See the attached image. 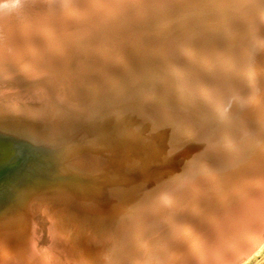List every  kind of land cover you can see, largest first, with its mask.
<instances>
[{"label":"bare ground","instance_id":"6f19581e","mask_svg":"<svg viewBox=\"0 0 264 264\" xmlns=\"http://www.w3.org/2000/svg\"><path fill=\"white\" fill-rule=\"evenodd\" d=\"M39 1L40 4L47 3L48 9H50L49 10L50 15L54 13L53 12L54 8L57 11H60L61 22L59 20L58 22L54 21L55 23L52 22L57 26L54 25L55 27H53V24H45L47 22L45 20L49 17V16L47 17V13L44 12L43 10H40V8L37 7L34 8L28 7L24 5L23 2H22V6L19 9L6 13L5 26H4L6 27V29H3L4 27L0 25V109L6 110V108L7 109L12 108V110L20 111L21 107L19 105L21 106L25 105L26 107L29 108L32 106L33 107L32 109H34L32 111H36L38 113L35 114V117L40 115V117L42 118L44 116L43 113L46 112V111L44 112V110L41 109L43 104L40 103L43 102L40 101V103H36L37 101L33 102L24 99V97H26V93L24 92L25 93L24 95L23 89L24 88L26 89L28 87L32 90L38 91L39 95L42 94L44 97H46L45 103L50 104L48 106L53 107V110L51 111L53 114L56 113V114H60V116L66 115L68 117L69 116L73 117L74 115L72 116L70 112L73 110V108H75L80 110L78 114L84 113L88 116L87 118H89L90 116L88 111L85 112V109H87V107L82 102V99L85 101L83 95L81 94L80 97V93L77 91V89L75 88L73 89L71 86H69L71 84L69 83L70 80H68V78H66V76L63 75L64 72H66V68H68L67 64H68V60H70L69 57H72L69 54V52L71 54H74L76 51H87L94 48L96 50L97 49L100 50L101 52L108 53L116 49L117 50L116 52H118L117 55L111 56L108 60V63L102 67L104 73L109 68V64L112 62L119 61L120 64L117 65L116 68L114 67V69L117 72L124 74V73H130L132 71L133 64L137 62H143V61L146 62L152 60L158 65L161 74L166 75L167 78L165 79V81L174 89L171 91V92L175 91L174 92L175 95L173 94L174 99L177 95H178L177 97L183 98L181 100L173 99V101L175 102V106L178 107L174 109L170 105L173 103V101L170 100L171 99L170 95L161 94V93H160L161 95L160 94L155 95L154 91L156 90L154 91L150 90L147 92L146 91L144 92V90L142 91L143 97L140 100L141 102L145 101V103L139 102L140 114L144 116V119H146L145 121L148 123V126L149 125L153 126V131L154 130L157 131L158 129L160 131V129H164L165 133L163 131L162 133L165 134L164 135L165 139L163 142L164 146L162 145V147H168L167 145L169 144L171 146L173 141L182 142L187 138H191L195 136L196 127L194 125L193 120H194V115L196 114H194V111H191L193 108L192 107L193 105H191V103L193 102V100H197V99L200 101L204 100L208 102L212 107V110L216 112L215 115L221 119L222 123H224V125L221 126L218 132L219 136L217 135V138L220 137V139L218 140H222V142H225L224 143L225 148L229 152L230 151L232 152L230 154H233L234 151H232V149L236 148V146H234V142L231 139L232 130H230L229 127H226L225 122H229V124L230 123L235 124V126L233 127L238 129L240 131V134L242 135H244L248 131L246 126L243 124V122L245 121V119H243L244 116L237 115L238 113L234 111L235 110L234 108L238 105V102L239 103L240 101L248 102L253 105L254 111L258 112V110H260L258 118H256V120L258 119L257 120L258 123L264 125V107H263L264 101L261 100V92L258 89L259 82L264 77V58L259 59L260 55L258 57H253L252 55H248L245 53V50H241V52L245 53L246 55L245 58L239 59L237 57L236 55L237 44L235 39L237 32H236V27H234V24L232 23V17L237 18V16L243 15L247 22V27L250 34L252 33L251 35L253 36L254 30L257 32L259 31L261 33V35H259L260 37L257 42L258 44L260 43L261 45H263L264 41L261 40H264V5H263L264 3L261 4L262 1L261 2L258 0H255V2H252L253 0L250 1L248 0H39ZM36 2L38 3V1ZM92 6L95 7V10L92 9ZM252 6L254 7V9ZM243 8H247L248 10L247 11L246 9L243 10ZM251 9L253 10L251 11ZM91 10L93 11L94 14L91 16V18H88V14ZM133 13L136 14L138 18L136 22L145 23V22H149L150 20H157L156 23H158V27L162 29L160 35H158V33L156 34L155 32V34L158 36L151 38L143 37L144 38L143 39L142 37L138 38L137 36H135L136 34H132L135 32L132 30L131 26L132 24L136 23L131 18ZM147 25L148 23L146 24V26ZM153 27L155 26L153 25ZM34 30H37L38 31L37 33L40 34V36L44 37L43 43L41 44V46H39L41 50L42 49L49 50L51 51V53L57 54L59 56L58 58L62 60L63 64L61 63L59 65H55V68L51 69V71L49 69V66L46 65V63L44 62L43 64L40 63L41 65L39 69L33 68L31 64L32 62H34L33 58L34 60L36 58L41 59L42 55L38 53L37 50L38 48H36V46L33 43L26 40L25 37L28 36L27 34L28 31H34ZM124 33H129V35L131 34L132 37H135L134 39L135 43L136 42L138 43V41L140 40L142 45L138 43L139 46L137 48L134 47L127 50L124 49L123 47L115 48L114 44L111 43V40L114 41L118 39L119 40L125 39L124 37H122ZM144 40H146L145 44H143ZM250 40L255 41L254 38L253 39L250 38ZM256 44L257 43L255 42L254 46ZM258 44L257 46L260 45ZM9 59H12L16 64L14 65V70L9 67L10 64L9 62H7V60ZM237 71H240L242 76L238 75L239 73ZM117 76L112 77V79L109 80V82L110 83L116 82V79L114 78H116ZM157 77L158 76L155 75L154 79L152 80L157 79ZM109 82H107L106 84H108ZM221 83L226 84V88L224 90L226 94L223 93V91H221V88L219 87V84L221 85ZM164 84L166 85V83ZM240 85H244V86L246 85L247 90H245L244 92L242 90H238L237 87L239 88ZM161 91H157V92H161ZM96 92L97 91L91 93L93 94V97L99 94L98 92H97L98 94H96ZM153 99H155L156 101L153 102ZM151 103H155L157 105L159 104V106L153 108V106H151L152 105ZM95 106L96 105H94V107ZM7 111H10V109ZM18 116L19 115H17V117ZM20 116L23 118L22 115ZM256 116L257 115H255V117ZM74 118H78V117L75 116ZM44 120L45 119H43V122ZM27 122H29V120ZM254 122L256 123V121L253 120V123ZM51 123H54V121ZM19 124H21V122ZM59 124L55 125V127L56 126L58 127ZM41 125L42 124H40V126ZM261 130L262 129H260V131ZM48 131L49 130H47V132ZM252 131H254V129ZM260 131H258L257 133H260ZM261 132H263V130ZM248 133L249 132H247V134ZM261 135H263V133ZM166 136L170 137L171 139H166L167 138ZM242 137L243 136H241V138ZM245 137L244 139L246 141ZM259 137L261 136L259 135ZM238 139L240 140V138ZM261 139L264 140V137L260 138V140ZM248 142L250 141L248 140ZM248 142L247 144H244L246 146L243 145V148L244 147L246 148L247 145L250 144ZM252 142L253 140H251V143ZM235 143L237 145V142ZM253 143L255 144V141ZM260 143L264 144L263 142ZM262 144L261 146L259 145L260 148L262 147ZM239 145L238 146L241 148L240 143ZM197 146L199 145L197 144ZM255 146H257V144H255ZM192 147L193 146H191V148ZM250 147H248L249 149H246L247 152H252L253 147H251L252 150H250L251 149ZM195 148L192 149L195 150ZM260 148H258L257 151H263L260 150ZM255 151L253 150V153H251L250 155L252 154L254 155L256 153ZM159 152L161 151L159 150ZM242 152H244V150ZM248 154L246 156H248ZM12 155H13L12 148L8 144L0 142V161L7 162ZM168 155L169 154H167V156ZM201 155L199 156L197 162V167L199 168V170H195L189 167V165L188 166L185 165L184 167L186 168H184L183 171H180V173H184L185 174L184 177L189 180H198L203 178L205 181L208 180V182L217 184V182H219L218 176L220 175L219 174L220 172H218L219 170H217L218 168L217 165H216L217 168H215L216 170H214V168H212L211 166L215 163L212 164L209 160H207L205 157L207 155H205L204 153H202ZM230 158L231 157H229V159ZM240 158L243 160L244 159L248 160L247 158H244L242 155ZM254 159L260 161L261 158L255 157ZM168 163L170 164V162ZM174 164L175 162L173 163V165ZM233 166L235 165L232 166L228 165V167H232V168ZM177 168L179 167L177 166ZM225 169L227 170V168ZM171 170H169L170 172L168 170L166 171L164 170L165 173L168 174L163 179L168 178V175H171L172 177H174V179L179 177V175L177 174L179 173L178 171L171 172ZM155 171H157V169H155ZM151 175H152L151 178H153L154 173L152 172ZM231 175L229 174L227 178L228 180H232L233 178L236 190H238L239 192L237 193V195L247 193L245 194L246 196L244 195L245 196L244 199H247V201H250L254 203V205H257V207L250 210L251 214L250 213L247 214L248 211H246V214H241L242 208L239 207L240 206L239 204H232L233 201L231 203H226L228 204V206L225 207L227 209L226 213L228 220L224 221V223L222 221L215 223L216 224L215 228H217L215 229V231L217 230L218 234L216 233L217 235L212 239L210 237L209 238L205 237L203 234H201L200 231H199L200 234H197V232L194 231V229L196 230V228L194 227L197 228L199 227L190 218H185L184 221L185 224H183V226H176V227L172 226V224L174 223V221L172 220V222H166L167 224H164L162 227L160 226L158 228L161 233L163 232L165 233L166 230L164 229V227L166 225H171L172 229L174 228L173 229L174 233H179L178 230L180 231L181 241H183V244L185 243L186 245L188 244L187 246L190 247L189 250H191V255H192L191 258L194 260V263L183 262L182 264H247V262H249L254 256L259 255L264 250V237L261 234L262 233L261 231L264 230V171L261 177L259 176L258 173L252 170L250 171L248 168L247 169L244 168L240 172L236 173L235 174L236 178H234ZM147 176L145 175L146 177L145 179H147ZM251 176L252 177L257 176L259 181H257L253 185L251 184V187L247 186L248 189L245 190L242 187L243 186L242 184L243 183L245 185L247 184L243 182V180ZM254 177L250 179L254 181ZM154 179L153 180L151 179L153 183L151 185H153L154 187L152 188L153 193L156 194L157 198L169 202V199L174 197L176 194L177 197L181 195V193L179 192L180 190L174 188L173 192L171 193L168 188H164L163 186L165 181L163 179H161L159 182ZM212 185L214 188V184ZM194 186L195 185L191 186L190 191L194 190ZM236 190L234 191L236 192ZM209 191L212 192L213 190H211L210 188ZM223 192L224 191H221L219 196L220 199L222 198L224 201L225 200L223 197L224 195L222 196ZM227 194L230 195L229 193ZM228 198L229 196L227 197V199ZM45 199L48 201L50 200L48 198ZM135 200L136 199H134V201ZM140 201L141 200L139 199L138 202L135 201V203L133 202V204L131 205L129 204V201H127L128 203L124 202L126 205L123 203L124 206L128 205L127 207H125V210H123L126 216L125 217L118 216L116 219L117 220L116 224L123 226V229H121V232L119 233L121 236L122 234L124 235V232L126 231L128 232V230H130V227L136 223L139 217L138 205L140 204ZM210 201L211 200H209V203ZM225 201L223 202L224 204ZM48 204L45 201L41 203L40 202L31 203L28 209L27 218L23 222L17 223L13 226L4 225V227H0V264H15L17 261H20L21 264H98L99 262H97L98 259L96 258V255H98V253H100L101 255L104 254L105 256H108L112 259L125 258V254H124L125 251L123 247L120 248V250L118 251H112L111 249L112 247L110 248V246L106 244H104L105 246L99 244L97 247L88 248L84 243V240H81L80 234H78V237L76 238L73 237L70 239L68 238V240L67 239L62 240L60 238L61 235L59 233H62L64 231H67V233L68 232L71 233L70 225L68 226L67 223H65L67 219L64 221V218L66 216V212H65L66 208L64 206L65 202L61 198L56 197L53 204L51 205ZM123 204L121 206L122 208H123ZM208 205L212 206V204H207V206ZM181 206L182 207L185 206V208H187L186 210L190 214L191 212L193 213L199 212L198 211L199 208L196 206V203L194 202V198L190 200L188 199V201L181 204ZM219 208L218 211L221 210ZM202 214L205 213L203 212ZM221 217L222 216H220L219 219ZM205 223H209V221L207 220V222L205 221ZM199 225H201V223ZM203 226L204 225H202V227ZM112 229L113 228H110V230L108 229L110 232L108 231L109 236H107L106 239L111 244L113 241L118 240L119 238V234L114 233L115 230L113 231ZM199 229L202 230L201 228ZM75 231L74 230L72 231L73 234ZM132 232L133 231L131 229V231H129L128 233L131 234ZM69 233L68 235L67 234L66 235L67 236L71 235ZM75 233H77V231ZM84 233L85 232H83V234ZM58 234L60 235V237ZM132 241L134 242L136 241L139 244L140 249L142 251L136 252L134 253V255L130 256L129 259L131 260V263L145 264L149 262L153 256L152 254L153 248L152 245H149V248H147V245H145L147 244L148 239H145L141 234L133 233ZM212 244L217 246L216 249L213 248V246H211ZM68 245L74 248L73 252H70L65 249V246L68 247ZM178 249L179 247L171 248L168 251L169 254L167 255L166 259L163 258L162 262L160 263L171 264L170 262H173V260L179 254L180 250ZM152 263H154V261Z\"/></svg>","mask_w":264,"mask_h":264},{"label":"rangeland","instance_id":"374dc122","mask_svg":"<svg viewBox=\"0 0 264 264\" xmlns=\"http://www.w3.org/2000/svg\"><path fill=\"white\" fill-rule=\"evenodd\" d=\"M36 1H38L39 4ZM252 2H255V0H253ZM33 3L34 4L36 3V5L37 4L40 5V1L39 0H35V1H33ZM263 3H264V0H262L261 4H263ZM257 4H260V3H257ZM244 9H246V11L248 10L247 8H243V10ZM253 9H254V7H253ZM253 9H251V11ZM241 20H243V19L238 18L236 23H235V25H236V29H238V31L240 33L238 41H239V43L242 46V50H245V52H247V51H250L251 49H253L256 52L257 56L260 55L259 59L264 58V51H263L264 50L263 49L264 48V44L263 45H261V44L259 45L257 43L259 46H257V45L254 46L255 41L252 40L253 41L252 42L250 40V38L251 39L254 38V35L252 36L251 35L252 33L250 34V32L248 30V27H247V24H246V21L245 20L241 21ZM156 22H157V20H150L149 22H145V23L136 22V23H134L135 25L132 24V26H131L132 30L135 32V33H132V34H136L135 36H137L138 38H140V37H142V38L143 37L144 38L145 37L151 38V37L158 36V35H160V32H161L162 29H160L158 27V23H156ZM244 22H245V24H244ZM147 23H148V25L146 26ZM155 23H156V25H155ZM239 23H241V24H239ZM153 25L155 27H153ZM151 27L153 28V30H152ZM157 29H159L160 31L157 30ZM155 32H156V34L158 33V35H156ZM256 32L257 31L254 30L253 33H256ZM258 33H260V32L258 31ZM122 37H124L125 39H123V40H119L118 39V40H114V41L111 40V43L114 44L115 48L116 47H119V48L123 47L124 49L127 50V49H131V48H134V47L137 48L139 46V44L142 45L140 40L139 41L137 40L139 44L137 42L135 43V40H134L135 37H132L131 34L129 35V33H124V35ZM261 41H264V40H261ZM143 42H144L143 44H145L146 40H144ZM250 46H251V48H250ZM91 50H92V52H91ZM91 50L76 51L74 53L75 54L74 57H72V59L76 60V61L73 60V64L74 65L73 66L71 65L72 66L71 68L68 65L69 67L66 68V72H64V74H63L64 76H66V78H68V80H70L69 83H71V84L69 86H71L73 89H74L73 84H75V86H77V87L79 86L76 89L80 93V97H81V94L83 95V98L85 99L86 102L83 99H82V102L86 105L87 109H93L94 108V111L99 112V114L95 117V120H96L95 127L90 129V133H88V135H89L88 139L91 142L93 141V143L95 142L97 146H101L102 148H109V147H112V145H113V148L117 147V146H120L121 147L120 148L121 151L123 150L122 151L123 153L121 152L122 155H123V157L121 158L123 164L124 163L126 164L129 161L133 162V160L135 159V161L132 163V166H133V165H135L137 163L136 162V157L134 156V154H136V153H134L133 151L134 150L137 151L136 149H138L137 146H136L138 144L136 143L134 138L136 136H141L142 135L141 138H145V139L149 140V142H151L152 145L154 146V149H153L152 153L149 156L150 160H151V157H152V161H151L150 165H148L146 167V169H145V167L140 163V166L136 165V167L138 166V170H137V172L135 174L132 172V170H131V172H128L126 175L120 174V178L119 179H121V181L123 180V183H119L118 185H115L113 187L110 186V185L103 184L102 186H100L101 190L103 191L102 195H100V196H97V195L93 194L94 192L81 194L82 193L81 190H79V188H76L74 186L73 189L71 188V191H72V193H71L72 194L71 202H70V199L68 198V194L65 191L60 190V189H58V190H56V191H54L52 193H44L43 189L40 187V185L36 184V183L33 184V186H31L29 188H24V190H19V189H17L18 187L15 188V186H14L15 192L18 191L17 192V194H18L17 198H15L16 200L14 202L17 203L19 207L16 208L15 210H13L15 212L11 213V214L6 213V211L10 208L9 205L8 206L6 205L7 207L0 208V227H4V225L5 226H13V225H15L17 223L23 222L27 218L28 209H29V206H30L31 203H35V202H37V203L40 202L41 203V202L45 201L48 204L49 201H50V203L48 205H51V204L54 203L55 198L59 197L65 202L64 206L66 208V211H65L66 212V216L64 218V221L67 219L65 221V223H67L68 226L70 225V232H71V233L68 232L69 234H71L69 236H67L68 235L67 231L59 233L61 235V237H60L59 234L58 235H59V237L62 240H66V239L68 240V238L70 239V238H73V237L76 238V237H78V234H80V232H82V231L87 233V231L89 230L88 233H90L92 231V230L90 231V229H93V231H95V233H96L95 236H97L99 233H104V234L106 233V236H109V233H108V231L110 230V228L108 227L109 225H105L107 223V221H108L107 218H105L107 213L108 212L112 213L113 210H118L120 212L119 214H122L120 216L125 217L126 214L124 213L123 210H125V207H127L128 205L124 206V204L128 203L127 201H129V204L131 205V204H133V202L135 203V201L138 202V200H139L136 197V194L133 195L136 198L135 197H131L130 198L132 201L127 197V195H129V194H131V193L136 191V192H138L139 195H142V197L144 196V198L146 199L145 195H149L148 194L149 191H152L153 190L152 188H154L153 185H151V184H153L152 180L154 178H155L154 180H157L159 182L161 179H163L168 174V173H165L166 170H168V171L171 170V169H172L171 171L183 170L184 168H186V167H184L185 165L188 166L189 158H191L189 156H192L191 155V154H193L192 152L199 151V150H201V151L202 150L203 151L206 150L207 144H206L205 141L203 142V140H202L203 136L200 137L199 143H194L193 145L190 142H185V141H182L183 142V143H181L182 145L179 142H177V141H175L176 142V144H175V142L173 141L171 146L169 144V145H167L168 147H162V145L164 144L163 143L164 142L163 138L165 139V137H163L165 134L162 133V131L165 133L164 129H160V131L158 129L156 132H154L155 130L153 131V126H150V125L148 126V123L145 121L146 119H144V116H142L140 114V109H139L140 103L139 102H141L140 99L143 97V92H142L143 90H144V92L145 91L147 92V91H150V90H153V91L156 90V91H154L155 95L156 94L158 95L160 93L161 94H167V95H170V98H171L170 100L173 101V99H174V95H175L174 92L175 91L171 92L174 89L165 81V79L167 78L166 75L165 74H161V71H160L158 65L154 61L151 60V61H146V62H144V61L143 62H137V63L133 64V66H132L133 68H132V71L130 73H124V74L123 73L121 74V73L117 72L114 69V67L116 68V66L120 64L119 61H116V62L110 63L109 64V68L104 73V71L102 70V67L105 64L108 63V60H109V58L111 56L117 55V53H118V52H116L117 50L115 49L114 51H110L108 53L101 52L100 50H98V49L96 50L94 48L91 49ZM90 71H92V72H90ZM93 72L97 76H100L101 80L105 81V83L109 82V80H111L112 77L117 76L118 74H120V75H118L116 78H114V79H116V82H114V83H110L109 82L107 84V87H103V86H101L99 84V80H98L99 77H96L95 79H93V76H94L92 74ZM159 74H161V75H159ZM155 75L158 76L157 79L152 80V79H154ZM89 77L92 80L89 79ZM160 83H162V84H160ZM164 83H166V85ZM162 85H164V86H162ZM223 86H225V87H223ZM169 87H170V89H169ZM219 87L221 89L224 88L222 90H225L226 84L225 83H223V84L221 83V85L219 84ZM262 87H263V89H262ZM81 88H82V91L80 92ZM24 89H23V93L24 92L26 93V97H24V99L29 100V101H33V102L37 101L36 103H40V101L43 102V103H40V104H43L41 109L44 110V112L46 111L45 112L46 114L43 113L44 116L42 118L40 117V115L35 117V114H38V113L36 111H32V110H34V109H32L33 107L31 106L29 108V107H26L25 105H22V106L19 105L21 107L20 111L12 110V108H8V109L6 108V110L0 109V132L12 134V135H15V136L24 135V136L30 138L31 140H33L35 142H38V141H41V140L47 141L49 139H51V141H54V140H57V139L62 137L63 130L60 129V128L61 127H65V125L67 126L69 120L72 119V118L77 120L80 123L81 126L83 124H84V126H87L89 124L91 116L89 118H87L88 116L86 114H84V113H80L81 115L80 114H75L72 118H69V119H68V116H66V115L65 116L61 115L60 116V114H56V113L53 114L51 112L53 110V107L48 106L50 104H46L45 103L46 97H44L42 94L39 95L38 91L32 90V89H30L28 87L25 89L26 91ZM161 89H162V91H161ZM258 89L261 92V100L264 101V98H263L264 97V77H263V79L260 80ZM169 90H170V92H169ZM245 90H247V86L246 85L242 87V91L244 92ZM95 91H97L100 94L99 95L96 92V94H98L97 95L98 97L97 96L93 97V94H91V93H93ZM157 91H161V92H157ZM25 93H24V95H25ZM136 93H137L138 97H137ZM262 94H263V96H262ZM139 95H142V96H139ZM177 96L175 97L174 100L183 99L182 97H177ZM39 97H41V98H39ZM135 97H136V99L138 98L137 101H136ZM158 97H160V96H158ZM155 99H153V102L156 101ZM141 103H145V101L141 102ZM87 104H88V106H87ZM151 104H152L151 106H153V108L156 107V106H159V104L158 105L155 104V103H151ZM94 105H96L97 107L96 106L94 107ZM170 105L174 109L178 108V107L175 106V102L174 101ZM263 105H261V106H263ZM134 106H136V107H134ZM246 106H247V111L249 112V114L252 113L251 115H248V116L245 115L243 117V119H245V122H246V120H249L251 118L250 121H249V124H248L249 127H247L248 128L247 132H249V133L247 134V132H246L244 134L245 136L247 134L246 137L244 135L240 134L243 137L241 138V136L239 135L240 137L238 136L236 138L235 142H237V145L235 143L236 148L232 150V151H234L233 154H230L232 152L231 151L229 152L225 148L224 149L225 150L224 153H226L225 154L226 158L224 157V159L221 162H215V164H213L211 166L212 168H214V170H216L215 168L218 167L217 170H219L218 172H220L219 174L221 176L220 175L218 176L219 177L218 178L219 182H217V184L212 183V184H214V188H213L212 184L211 185L207 184L205 186L207 188V190H208V188H209V190L211 188V190H213L212 191L213 194H212L211 191L208 190V192H210L211 194L210 193L207 194V195H209V196H207L208 200L206 199V201H205L206 203L204 202V204H205L204 206L206 208H204L203 212L205 214H203V217H200V219H199V217H197L199 219L200 223H201V225H199L200 223L198 222L197 226L199 228H201L202 230H200L197 227H194V228H196V230L194 229V231L197 232V234H200V232H201V234H206V233H209V231H211V235L215 236V234H216V231H215V229H216L215 226L216 225H215V223L219 220L220 216H226V214H227L226 213L227 209L225 207H227L228 204H226V203H231L232 201H234L238 197L239 198L240 197L244 198L246 196L245 194H247V193H244V194L237 195V193H239V192H238V190H236L233 178H232V180H228L227 176L229 174L231 175V173H232L231 176L236 178L235 174L240 172L245 167H247V165L251 162V160H253L255 157H260L262 159V157L264 155V146H263L264 144L260 143V142L264 143V140H262V139L260 140V138L264 137V125L258 123V121H257L258 119L256 120V118H258L260 110H258V112L254 111L253 110L254 107L250 103L248 105H246ZM43 108H45V109H43ZM95 108H96V110H95ZM131 108H133L134 110L131 109ZM9 109H10V111H7ZM244 109L246 111V108H244ZM135 111H137V112H135ZM17 115H19V116L17 117ZM20 115H22L23 118ZM255 115H257V116L255 117ZM75 116L78 117V118H74ZM45 117H46V119L48 117V119L47 120L45 119L44 120L45 123L43 124L42 122H43V119ZM31 118H33V119H31ZM85 118H86L87 121L85 120ZM139 118H141V119H139ZM28 120H29L30 123L27 122ZM251 120H252V122H251ZM253 120L256 121V123L254 122L255 124L253 123ZM23 121H24V124H23ZM53 121H54V123H51ZM20 122H21V124H19ZM34 122H36V123H34ZM38 122L40 124H42V125L40 126V124ZM55 122L58 123V124L60 123L59 124L60 127L59 126L55 127V125H58ZM72 126L76 127V124L72 125ZM146 126L148 128L151 127L150 129H152V130H149V129L145 128ZM15 128H16V130H15ZM144 128H145V130H143ZM253 129H254V131H252ZM260 129H262L263 132H261L262 130L260 131ZM47 130H49V131L47 132ZM214 130H213L214 134L218 135L219 129H214ZM257 130L260 131V133H257L258 132ZM160 133H162V134H160ZM262 133H263V135H261ZM158 134H160V135H158ZM249 134H251V135H249ZM259 135L261 137H259ZM160 136H162V137H160ZM250 136L255 137L257 141L255 140V138H252ZM244 137L246 138V141H245ZM52 138H53V140H52ZM238 138H240L242 143H241V141ZM166 139H171V138L167 137ZM218 139H220V137H218ZM238 140H239V142H238ZM243 140H244V142H243ZM248 140L250 142H248ZM251 140H253V142L255 141V144H257V146H255V144L253 142H252L253 143V146H252ZM247 142L250 143V144H248L246 148L245 147L243 148V145L247 144ZM239 143L241 144V148L239 147L240 146ZM197 144L199 146H197ZM261 144H262V147L260 148L259 145L261 146ZM191 146H193L192 148H195L196 146L197 147L194 150V149L191 148ZM244 146H246V145H244ZM250 146L253 147L254 151L256 150L255 151L256 153L254 152L256 155L252 154L253 157H252V155H250L251 153H253V150H252V148ZM248 147L251 148L250 150H252V152H247L246 151V149H249ZM164 148H165V150H164ZM258 148H260V150H263V151H257ZM161 149L164 150V151H162ZM159 150L162 153L159 152ZM240 150H241V152H240ZM243 150H244V152H242ZM156 151H158V152H156ZM238 151H239V153H238ZM68 152H63L62 155L66 156L68 154ZM163 152H165V153H163ZM170 152H171V154H170ZM153 153L155 155H153ZM246 153L247 154L249 153L248 156H246L247 155ZM259 153H261L262 156ZM167 154H169V155L167 156ZM148 155H147V157H148ZM233 155L235 157L236 156L237 157L235 158ZM241 155L244 158H247L248 160L241 159L240 158ZM12 156L7 162L0 161V170H3V169L7 168V166L12 161ZM142 157H145V153H143V154L141 153L140 159ZM229 157L234 158V159H231V158L229 159ZM168 159H170V160H168ZM75 160L73 161L74 164H75V162L77 163V160L76 161ZM125 160H127V161H125ZM158 160H159V162H158ZM173 160H175V161H173ZM153 161H155V162H153ZM225 161L229 162V163H226ZM168 162H170V164ZM174 162H175V164L173 165ZM117 163H119V161L117 160L116 157H115L114 161L108 163L109 164L108 165L109 166L108 167L109 168L108 171L111 172L110 176H113L114 174H117V172L119 170L118 168H119V165H120V163L119 164H117ZM233 163H235V164H233ZM236 163L237 164L239 163V164L237 165ZM78 164H80V163H78ZM227 164L230 165V166H232V165H235V166H233V168H232V167H228ZM156 165H158V166H156ZM163 165H165V166H163ZM216 165H217V167H216ZM160 166H162V167H160ZM177 166L179 168H177ZM225 168H227V170ZM149 169H151V170L154 169V170L151 171ZM155 169H157V171H155ZM152 172L154 173L153 178H151L152 177V175H151ZM224 172H225V174H224ZM234 172H235V174H234ZM145 175L146 176L148 175L147 179H145L146 178ZM53 176H54V174H53ZM55 177L59 178V176H55ZM222 177H224V178H222ZM253 177L252 176L251 177H247L245 180H243V182H245L247 184V185H245L244 183L242 184L243 185L242 187L245 186V188H244L245 190L248 189L247 186L251 187V184L253 185L257 181H259L257 176H256L257 178L254 177V181L252 179H250V178H253ZM223 181L224 182L226 181L225 184H224ZM1 182L2 181H0V188H1ZM205 182H207V181H205ZM101 184H102V181L101 182H95L94 185L99 187V185H101ZM76 186H78V185H76ZM121 186H124L125 188L122 187L121 189H119V191L116 192V190H115L116 187L120 188ZM80 189H81V186H80ZM214 189H215V191H214ZM224 189H225V191H224L225 193L224 194H226L224 196V199L226 201L225 200L224 201H225L226 205L223 203L224 202L223 199L222 198L220 199V196H219L220 192L222 190H224ZM229 190L231 191V193H230ZM234 190H236V192ZM107 191L113 192L114 195H112L111 198H109V196L107 197V195L104 194ZM227 193H229L232 196L228 195ZM228 196H229V198L227 199ZM42 198H43V200H42ZM45 198H48L50 200L48 201ZM209 198H211V199H209ZM134 199H136V200L134 201ZM219 199H220V201H219ZM209 200H211L212 203H211V201L209 203ZM130 201H131V203H130ZM122 204H123V208L121 207ZM207 204H212V206L211 205L207 206ZM210 207H211V210H210ZM217 207L218 208L220 207L219 209H221V210L218 211ZM17 209H19V210L16 211ZM206 210H208V211H206ZM216 210H217V212H216ZM221 211H222V213H221ZM195 213L191 212L192 215L197 216V213L196 214ZM210 213H212V214H210ZM68 215H69V217H68ZM79 215H81V216H79ZM66 217H68V218H66ZM210 218H211V220H210ZM207 220L209 221V223H205V221L207 222ZM71 222L74 225H72ZM184 224H185V222H184ZM117 225H119V224H117ZM202 225H204V226L202 227ZM119 226H121V225H119ZM71 227H72V229H71ZM210 228H211V230H210ZM121 229H123V226H122ZM73 230L74 231L76 230L77 233H75L76 232L75 231L74 234H73V232H72ZM214 232H215V234H214ZM187 245H186V243L185 244L182 243V245H181V247L179 249V250L183 251L181 253H186L185 251H189L190 247H188ZM66 246H65L66 250H68L70 252H73V249H74L73 247H71L69 245H68V247H66ZM186 246H187V248H186ZM182 247L184 248V250H183ZM247 264H264V250L259 255L254 256L249 262H247Z\"/></svg>","mask_w":264,"mask_h":264},{"label":"water","instance_id":"95a60500","mask_svg":"<svg viewBox=\"0 0 264 264\" xmlns=\"http://www.w3.org/2000/svg\"><path fill=\"white\" fill-rule=\"evenodd\" d=\"M258 1H262V0H258ZM23 4L31 8L34 7L40 8V10L46 12L47 17L49 16L50 18L48 17L49 19L47 18L45 20L47 21L45 24H53V27H55L57 25L54 24L55 23L54 21L58 22V20L59 21L61 20L60 11H57L55 8L53 10L54 13L50 15L49 13L50 9H48L47 3H45L46 5L45 4L36 5L31 0H23ZM92 9L95 10V7L92 6ZM93 14L94 13L91 10L88 14V18H91ZM241 16H237V18L232 17V23L234 24V27H236L235 23L238 18L245 20L244 16L243 17ZM131 18L134 20V22L138 20L136 14L134 13L132 14ZM5 19H6V13H0V25H2V27L5 26ZM3 29H6V27H4ZM37 32H38L37 30L28 31L27 33L28 36L25 37L26 40L30 41L36 46V48H38L37 49L38 53L42 55L41 59L36 58L34 60L33 58L34 62H32L31 64L33 68L39 69L41 65L40 63L43 64L44 62L46 63V65L49 66V69L51 71V69L55 68V65L61 64L62 60L58 58L59 56L57 54L51 53V51L49 50H44V49L41 50L39 46H41V44L43 43L44 37L40 36V34H38ZM236 32L237 33L235 39L237 44L236 45L237 57L239 59H243L246 57L245 53L248 55H252L253 57H258L253 49L245 53L241 52L242 46L238 42V37L240 33L238 29H236ZM253 35L255 42L258 43L257 41L261 33L257 32V34L253 33ZM69 54L72 57H74L75 55V54H71L70 52ZM72 57H69L70 60H68V64H67L70 65V68L71 65H73V60H74L72 59ZM7 62H9L10 64L9 67L14 70V65H16L14 61L12 59H9L7 60ZM237 72L239 73L238 75H241L240 71ZM92 74L94 75L93 79L99 77L98 80L101 86L107 87V84L105 83V81L101 80L100 76H97L94 72ZM89 79L91 78L89 77ZM243 86L244 85H240L239 88L237 87V89L242 90ZM73 87L76 89L79 86L77 87L75 86V84H73ZM81 91L82 88L80 89V92ZM221 91L225 93L224 90L221 89ZM247 104L249 103L245 101L244 102L240 101V103L238 102V105L234 108L235 109L234 111L238 113L237 115H242V116L250 115L249 112L247 113V106H246ZM191 105H193L191 111H194V114H196L194 115V120H193L194 125L196 127L195 128L196 134L194 137L187 138L183 141L190 142L193 145L194 143H198L200 141V137L203 136L202 140L203 142L205 141L207 144L206 150L194 151L188 163L189 167L195 170H199V168L197 167V162L199 156L202 153L207 155L205 156L206 159L209 160L212 164L215 162H221L224 159L225 142H222V140H218L217 135L213 133L214 129L220 130L221 126L224 125V123H222L221 119L215 115L216 112L212 110V107L208 102L204 100L200 101L197 99V100H193ZM244 106L246 107V111L244 109L245 108ZM87 111L89 113V116H91L90 122L87 126H84V124L81 126L77 120L69 116L68 119L69 118L72 119L69 120L67 126L65 125L64 128L61 127V129L63 130L62 137L54 141L41 140L35 142L24 135L15 136L12 134L0 132V142L8 144L12 148V152H13L12 161L10 162V164L7 166L6 169L0 170V181H2L0 188V192H1L0 208L7 207L9 205L10 208L6 211V213L8 214L14 213L15 211L13 210L19 207L18 204L14 202L16 200L15 198H17L18 195L17 194L18 191L15 192V188L18 187L17 189L24 190V188H29L33 186V184L35 183L40 185L44 193H52L58 189L65 191L68 194V198L70 199V202L72 198L71 188L73 189L74 186L76 188H79V190H81L82 192L81 194L94 192L93 194L100 196L103 193L100 186H102L103 184L115 186L118 185L119 183H123V180L121 181V179H119L120 174L126 175L128 172H131V170L135 174L138 170V166H140V163L145 167V169L148 165H150L152 161V157L150 160L149 156L152 153L154 146L152 145L151 142H149V140L145 138H140V136H136L134 138L136 143L138 144L136 145L138 148L137 151L135 150L133 151L134 153H136L134 154V156L136 158L138 156L139 157L136 159L137 163L133 166L132 163L135 161V159L133 160V162L129 161L126 164L125 163L123 164L121 159L123 157L122 155L123 150L121 151L120 146L113 148L112 145V147L109 148H102L101 146H97L95 142L94 143L93 141L91 142L88 139L89 138L88 133H90V129L95 127L96 125L95 117L99 114V112L94 111V109H85V112ZM78 112H80L79 109L73 108L70 114L73 116L75 114H78ZM44 119H46V117ZM249 121L250 119L246 120V122L245 121L243 122L246 128L248 127ZM75 124L76 127L75 126L73 127L72 125ZM225 125L226 127H229L230 130H232L231 139L233 140L235 146V140L240 135V131L233 127L235 126V124L233 123L229 124V122H225ZM145 128H147V126ZM145 128L143 130H145ZM147 129L152 130L150 128ZM63 152H68V154L66 156H63L62 155ZM141 153H145V157H142L140 159ZM153 155L155 154L153 153ZM115 157L120 163L118 168L119 170L117 174L110 176L111 172L108 171L109 169L108 163L114 161ZM75 159L77 160V163L75 162L74 164L73 161ZM136 165L138 166L136 167ZM245 168L246 169L248 168L250 171L252 170L258 173L259 176L261 177L264 171V156L262 157V159H260V161H257L256 159L251 160V162ZM180 171H178L179 173H177L179 177L175 179L171 175H168V178L163 179L165 181L163 186L164 188H168L171 193L175 188L177 190H180L179 192L181 193L180 196L177 197L176 194L174 197L169 199V202L157 198L156 194L153 193V190L148 193L149 195L145 196L147 197L146 199H144V196L142 197V195H139L136 191L127 195V197L130 199L131 197H135L133 195L136 194V197L142 201V202L140 201L141 205L140 204L138 205L139 217L136 223L130 227V230H128L129 232L132 229L133 232L131 234H129L127 231L124 232V235L122 234V236L119 234L121 232L122 226L119 227L116 224L117 221L116 219L118 216L122 214H119L118 210H113L112 213L108 212L105 217L108 220L106 225H109L108 226L109 228H113L112 230L113 231L115 230L114 233L119 234L118 240L113 241L112 244L106 240L107 239L106 233L105 234L99 233L97 236H95V231H93V229H90L92 230L90 233L83 234V231L80 233L81 240H84V243L88 248L97 247L99 244L102 245L106 244L110 246V248L112 247L111 248L112 251H118L120 250V248L122 247L124 248L125 251L124 259H120V258L112 259L108 256H105L104 254L101 255L100 253H98V255H96V258L98 259L97 262H99L98 264H133L129 259L130 256L134 255V253L136 252L142 251L140 249L139 244L136 241L135 242L132 241L133 233L141 234L145 239H148L147 244H145L147 245V248H149V245H152L153 248L152 259H150V261L145 264H161L160 262H162L163 258L166 259L167 255L169 254L168 251L171 248L179 247L180 249L183 243V241H181L180 231L178 230L179 233H174L173 231L174 228L172 229V226L175 227L183 226L185 218H190L191 220H193L194 223L198 224L199 219L197 217L199 218L203 217L202 213L204 208H206L204 206L205 205L204 202L206 201L207 194L209 193L205 186L207 184L210 185L212 184V182H208V180L207 182H205L203 178L198 180H189L185 178L184 177L185 174L180 173ZM55 176H59V178L58 177L56 178ZM101 181L102 184L99 185V187L94 185L95 182H101ZM192 183L195 186H194V190L190 191L191 186H193ZM122 187L124 186H121L120 188L116 187L115 189L116 192L119 191V189H121ZM243 188H245V186ZM222 191H225V189ZM224 193L225 192L222 193V196L226 195ZM104 194H106L107 197L109 196V198H111V196L114 195V193L110 191H107ZM192 198H194V202L196 203V206L199 208L198 210L199 212L197 213V216L190 214L186 210L187 208H185V206L184 207L181 206V204L185 203L186 201H188V199L190 200ZM232 204L240 205L239 207L242 208L241 214H246V211H248L247 214H249L251 209L257 207V205H254V203L247 201V199L241 197L236 198L232 202ZM18 210L19 209H17L16 211ZM172 220L174 221L172 226L166 225L167 227L166 226L164 227V229L166 230L165 233L164 232L161 233L158 228L160 226L162 227L164 224H167L166 222H172ZM227 220L228 218L226 214V216H222V218L219 219L217 222L222 221L224 223V221ZM261 232H262L261 233L262 236L264 237V230H262ZM216 233L218 234L217 230ZM217 234H215V236ZM203 235L208 238L210 237L211 239L215 237L211 235V231ZM211 246H213V248L215 249L217 247L213 244ZM181 252L183 251L181 250L179 251V254L173 260V262H170L171 264H182L183 262L194 263V260L191 258L192 256L191 250L186 251V253H181ZM151 261L152 262L154 261V263H152ZM15 264H21V262L17 261Z\"/></svg>","mask_w":264,"mask_h":264},{"label":"clouds","instance_id":"9594fccd","mask_svg":"<svg viewBox=\"0 0 264 264\" xmlns=\"http://www.w3.org/2000/svg\"><path fill=\"white\" fill-rule=\"evenodd\" d=\"M23 0H0V13H8L19 9Z\"/></svg>","mask_w":264,"mask_h":264}]
</instances>
